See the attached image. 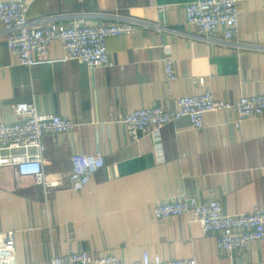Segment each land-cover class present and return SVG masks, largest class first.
<instances>
[{
    "label": "crops",
    "instance_id": "0c3cea01",
    "mask_svg": "<svg viewBox=\"0 0 264 264\" xmlns=\"http://www.w3.org/2000/svg\"><path fill=\"white\" fill-rule=\"evenodd\" d=\"M193 1L32 3L28 15L36 25L44 18L63 26L142 21L134 33L107 39L113 67L90 70L71 60L29 69L0 32V121L15 122L14 105L34 100L40 113L78 124L44 136V168L52 177L71 172L74 154L105 158L83 190L62 188L47 196L32 179L0 167V231L15 232L19 264H50L54 254L80 250L126 264L145 252L197 264H264V240L224 252L192 216L160 220L153 214L155 203L180 194L218 199L231 214L264 208V115L237 127L233 112H208L202 129L183 117L162 129L160 147L149 135L134 141L122 121L133 110L173 106L178 97L208 89L223 100L264 94V0L240 4L235 45L201 37L187 24L186 5ZM165 46L171 47L174 80L167 78ZM49 55L62 57V44L53 42Z\"/></svg>",
    "mask_w": 264,
    "mask_h": 264
},
{
    "label": "built area",
    "instance_id": "2783aa9c",
    "mask_svg": "<svg viewBox=\"0 0 264 264\" xmlns=\"http://www.w3.org/2000/svg\"><path fill=\"white\" fill-rule=\"evenodd\" d=\"M35 0L0 1V30L6 37L10 52L17 55L20 64L31 69L37 65L78 60L90 70L113 67L107 39L130 35L139 20L119 19L114 23L87 24L74 21L70 26L57 24L51 18L34 24L29 10ZM244 0H197L186 5V22L196 33L211 41L231 44L238 42L239 6ZM49 20V21H47ZM221 31L222 36H216ZM59 42L64 55L52 58L49 47ZM165 66L168 80L176 73L171 47L165 46ZM228 110L237 118V127L249 118L264 115V94L243 96L237 100L216 99L211 90L199 95L178 97L173 106H151L133 110L122 117L129 136L135 141L144 135L151 136L158 147L163 143L162 129L183 117L189 118L196 129L204 128V115L208 112ZM17 120L0 121V167L13 169L19 178H29L42 187L45 195L51 191L70 188L83 190L92 177L105 166L101 154H74L72 170L65 177H52L44 168L46 149L44 136L73 131L78 124L67 117L40 113L34 100L14 105ZM153 214L167 220L180 216H192L205 233H214L218 249L224 252L245 250L253 241L264 240V208L255 207L247 213H226L218 199L200 202L194 196L184 194L167 197L155 203ZM0 264H19L16 255L15 232L0 231ZM35 264V263H29ZM50 264H126L113 255H93L86 250L54 254ZM132 264H197L193 258L162 259L145 252L141 260Z\"/></svg>",
    "mask_w": 264,
    "mask_h": 264
}]
</instances>
